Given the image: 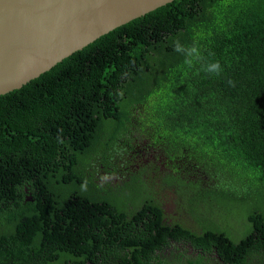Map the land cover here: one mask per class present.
<instances>
[{
    "label": "trees",
    "instance_id": "1",
    "mask_svg": "<svg viewBox=\"0 0 264 264\" xmlns=\"http://www.w3.org/2000/svg\"><path fill=\"white\" fill-rule=\"evenodd\" d=\"M216 260L264 263V0H171L0 94V264Z\"/></svg>",
    "mask_w": 264,
    "mask_h": 264
},
{
    "label": "water",
    "instance_id": "2",
    "mask_svg": "<svg viewBox=\"0 0 264 264\" xmlns=\"http://www.w3.org/2000/svg\"><path fill=\"white\" fill-rule=\"evenodd\" d=\"M171 0H0V94Z\"/></svg>",
    "mask_w": 264,
    "mask_h": 264
},
{
    "label": "clouds",
    "instance_id": "3",
    "mask_svg": "<svg viewBox=\"0 0 264 264\" xmlns=\"http://www.w3.org/2000/svg\"><path fill=\"white\" fill-rule=\"evenodd\" d=\"M173 50L175 52L178 53H182L185 56V63L191 65L193 63L194 59H198L199 58V50L196 46H185L183 44L180 43L179 39L174 40L173 42ZM206 70L210 73L215 72L217 74H219V72L221 71V66L219 64V62H214L211 63L209 65H207Z\"/></svg>",
    "mask_w": 264,
    "mask_h": 264
},
{
    "label": "rangeland",
    "instance_id": "4",
    "mask_svg": "<svg viewBox=\"0 0 264 264\" xmlns=\"http://www.w3.org/2000/svg\"><path fill=\"white\" fill-rule=\"evenodd\" d=\"M169 196H170V194L169 195H167V198H169ZM174 209V205L173 204H169L168 205V211H172ZM216 262H219V263H221V264H228V263H226V262H224V261H220V260H216ZM248 263V262H247ZM253 264H264V263H262V262H254Z\"/></svg>",
    "mask_w": 264,
    "mask_h": 264
},
{
    "label": "flooded vegetation",
    "instance_id": "5",
    "mask_svg": "<svg viewBox=\"0 0 264 264\" xmlns=\"http://www.w3.org/2000/svg\"><path fill=\"white\" fill-rule=\"evenodd\" d=\"M171 193H174V191H171ZM169 204H167V206H168ZM167 206H166V208H167ZM208 264H209V262H208Z\"/></svg>",
    "mask_w": 264,
    "mask_h": 264
}]
</instances>
